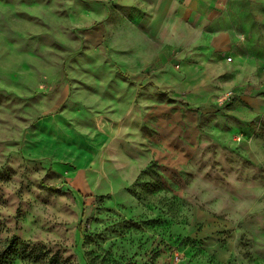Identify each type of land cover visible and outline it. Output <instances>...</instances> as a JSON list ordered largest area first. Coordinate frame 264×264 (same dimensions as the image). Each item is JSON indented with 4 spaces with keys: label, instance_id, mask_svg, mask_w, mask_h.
<instances>
[{
    "label": "rangeland",
    "instance_id": "1",
    "mask_svg": "<svg viewBox=\"0 0 264 264\" xmlns=\"http://www.w3.org/2000/svg\"><path fill=\"white\" fill-rule=\"evenodd\" d=\"M66 4L0 0L9 264H264V80L217 103L228 70L192 105L159 45L128 74L125 13L77 25Z\"/></svg>",
    "mask_w": 264,
    "mask_h": 264
},
{
    "label": "crops",
    "instance_id": "2",
    "mask_svg": "<svg viewBox=\"0 0 264 264\" xmlns=\"http://www.w3.org/2000/svg\"><path fill=\"white\" fill-rule=\"evenodd\" d=\"M66 8L77 25L125 13L128 74L159 71L149 64L156 59L149 43L159 45L166 60H181L171 96L192 105L211 104L218 93L213 77L228 70L237 71L231 80L239 90L233 95L247 88L240 77L264 80V0H67Z\"/></svg>",
    "mask_w": 264,
    "mask_h": 264
},
{
    "label": "built area",
    "instance_id": "3",
    "mask_svg": "<svg viewBox=\"0 0 264 264\" xmlns=\"http://www.w3.org/2000/svg\"><path fill=\"white\" fill-rule=\"evenodd\" d=\"M231 59L232 58H227L226 59V61L227 62H231ZM233 97V93L231 92V91H229V92H226L224 95H223V97L219 100V102L221 103V104H227V102L231 99Z\"/></svg>",
    "mask_w": 264,
    "mask_h": 264
},
{
    "label": "trees",
    "instance_id": "4",
    "mask_svg": "<svg viewBox=\"0 0 264 264\" xmlns=\"http://www.w3.org/2000/svg\"><path fill=\"white\" fill-rule=\"evenodd\" d=\"M8 259H9L8 251L0 252V264H9Z\"/></svg>",
    "mask_w": 264,
    "mask_h": 264
}]
</instances>
